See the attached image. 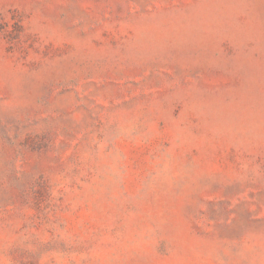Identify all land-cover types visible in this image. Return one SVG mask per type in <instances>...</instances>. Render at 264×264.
<instances>
[{
    "label": "rangeland",
    "instance_id": "1",
    "mask_svg": "<svg viewBox=\"0 0 264 264\" xmlns=\"http://www.w3.org/2000/svg\"><path fill=\"white\" fill-rule=\"evenodd\" d=\"M0 264H264V0H0Z\"/></svg>",
    "mask_w": 264,
    "mask_h": 264
}]
</instances>
